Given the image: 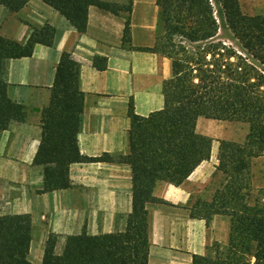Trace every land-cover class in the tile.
<instances>
[{
  "label": "trees",
  "instance_id": "16d2710c",
  "mask_svg": "<svg viewBox=\"0 0 264 264\" xmlns=\"http://www.w3.org/2000/svg\"><path fill=\"white\" fill-rule=\"evenodd\" d=\"M57 10L79 33L86 29L88 7L93 5L124 16L122 43L130 42L132 0H42ZM28 0H0L10 12ZM158 20L155 42L142 47L170 59V77L162 84L163 107L141 116L128 106V152L112 157L82 155L78 150L83 94L79 64L62 53L55 66L48 104L40 114L41 137L33 163L42 166L39 193L70 187L69 167L75 162H124L131 171V211L122 231L67 235L56 252L58 235L49 233L41 264H147L146 203L153 201L157 181L179 185L204 160L213 139L196 131L199 117L244 122L241 142L218 140L214 175L221 178L209 200L191 208L193 218L206 224L213 215L229 218L225 245L214 243L212 255H192V264H264V186L252 197L251 165L264 156V14L244 13L239 0H156ZM222 21L241 52L218 40ZM54 28L32 27L20 43L0 35V132L10 121H24V105L7 96L8 60L32 54L36 43L52 45ZM102 62V63H101ZM106 59L93 64L104 68ZM29 214L0 215V264H31Z\"/></svg>",
  "mask_w": 264,
  "mask_h": 264
},
{
  "label": "crops",
  "instance_id": "0c3cea01",
  "mask_svg": "<svg viewBox=\"0 0 264 264\" xmlns=\"http://www.w3.org/2000/svg\"><path fill=\"white\" fill-rule=\"evenodd\" d=\"M155 1L132 0L130 42L125 45L124 16L93 5L88 7L85 32L79 33L42 0H28L15 13L0 4V35L5 38L22 43L32 27L49 24L54 28L52 45L36 43L30 56L8 60L5 74L7 96L24 105L26 117L10 121L0 132V215H30L27 258L31 264H41L49 233L58 235L59 252L67 235L124 229L131 211L128 164L117 160L75 162L69 167L70 187L39 193L42 166L33 159L41 137L40 114L49 102L55 66L64 52L79 64L83 104L77 145L82 155H125L129 148V104L141 116L163 107L162 84L170 77V59L138 49L154 45L158 20ZM239 1L244 13L264 14V0ZM95 57L106 59L104 68L93 64ZM200 118L196 131L204 134L197 128ZM216 154L217 146H212L209 159L177 186L156 182L154 200L146 203L147 264H192L193 254L212 255L214 243H227L228 217L216 214L206 224L190 215L196 202L206 197L217 165Z\"/></svg>",
  "mask_w": 264,
  "mask_h": 264
},
{
  "label": "rangeland",
  "instance_id": "374dc122",
  "mask_svg": "<svg viewBox=\"0 0 264 264\" xmlns=\"http://www.w3.org/2000/svg\"><path fill=\"white\" fill-rule=\"evenodd\" d=\"M215 10L216 16L221 25V29L219 30L216 38L232 45L236 50L241 52L239 45L234 39H232L231 33L223 24L221 11L217 4H215ZM197 126L199 131L204 132V134L213 139L212 146L214 147L218 146V140L220 139L241 142L248 130V125L244 122L215 119L213 120L204 117H201L199 119ZM214 172L207 186L208 192L206 194V197H204L203 199H210L215 185H217L221 178L220 173L214 175ZM251 180L252 189L250 190V193L252 194V197H255L258 194V188L264 186V156L255 158L253 160V163L251 165Z\"/></svg>",
  "mask_w": 264,
  "mask_h": 264
}]
</instances>
